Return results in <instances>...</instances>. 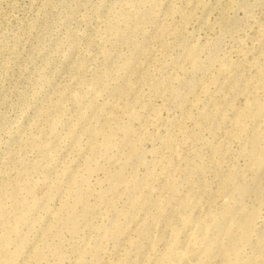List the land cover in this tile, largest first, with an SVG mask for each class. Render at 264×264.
Here are the masks:
<instances>
[{
	"label": "rangeland",
	"instance_id": "1",
	"mask_svg": "<svg viewBox=\"0 0 264 264\" xmlns=\"http://www.w3.org/2000/svg\"><path fill=\"white\" fill-rule=\"evenodd\" d=\"M0 264H264V0H0Z\"/></svg>",
	"mask_w": 264,
	"mask_h": 264
}]
</instances>
